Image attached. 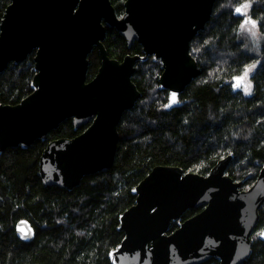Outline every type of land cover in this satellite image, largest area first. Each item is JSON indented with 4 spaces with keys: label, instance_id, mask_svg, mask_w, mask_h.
I'll return each mask as SVG.
<instances>
[{
    "label": "water",
    "instance_id": "water-1",
    "mask_svg": "<svg viewBox=\"0 0 264 264\" xmlns=\"http://www.w3.org/2000/svg\"><path fill=\"white\" fill-rule=\"evenodd\" d=\"M216 0H124L117 16L110 0H9L0 20V73L33 53L31 92L17 104L0 102V155L46 139L65 119L78 135L47 142L38 160L43 188L72 190L84 177L108 171L118 142L117 125L140 92L131 80L135 63L160 61L158 89L164 108L180 95L200 69L189 43L212 15ZM240 8L241 7H236ZM236 14L243 15L241 9ZM252 23L248 16L243 22ZM114 28L128 47L142 54L121 61L108 57L103 39ZM96 48L100 64L87 80L88 55ZM175 94V99H173ZM232 155L218 160L207 175L156 165L132 189L134 203L118 217L120 242L109 264H242L250 255L253 230L264 208V167L247 189L225 173ZM200 210L168 232L188 209ZM22 241L34 238L27 219L15 223ZM258 238L264 241V226Z\"/></svg>",
    "mask_w": 264,
    "mask_h": 264
},
{
    "label": "trees",
    "instance_id": "trees-1",
    "mask_svg": "<svg viewBox=\"0 0 264 264\" xmlns=\"http://www.w3.org/2000/svg\"><path fill=\"white\" fill-rule=\"evenodd\" d=\"M123 2L110 0L117 16L123 14ZM8 3L0 0V20ZM239 6L245 14L235 13ZM245 16L252 24L243 22ZM103 45L108 57L118 61L142 54L137 42L128 47L114 28H106ZM189 53L200 73L181 93L179 106L169 111L164 108L167 92L158 89L160 61L148 57L135 63L131 80L140 98L120 118L108 171L84 177L70 191L42 187L38 160L47 142L84 130H74L71 119L48 132L44 141L2 152L0 264H109V250L123 237L116 229L119 214L134 203L131 189L156 165L207 175L218 160L232 155L225 173L241 182V190L253 184L264 167V0H216L204 30L190 41ZM99 64L93 48L87 80ZM32 75L33 53L18 65L8 64L0 73V102L14 105L27 96ZM199 210H186L168 232ZM22 218L34 229L27 242L14 232ZM263 226L261 207L251 253L242 264H264V241L258 238Z\"/></svg>",
    "mask_w": 264,
    "mask_h": 264
},
{
    "label": "snow or ice",
    "instance_id": "snow-or-ice-1",
    "mask_svg": "<svg viewBox=\"0 0 264 264\" xmlns=\"http://www.w3.org/2000/svg\"><path fill=\"white\" fill-rule=\"evenodd\" d=\"M236 11H237V12H240L241 9H240V8H237ZM253 24H254V22H253ZM173 99H175V94H173Z\"/></svg>",
    "mask_w": 264,
    "mask_h": 264
},
{
    "label": "rangeland",
    "instance_id": "rangeland-1",
    "mask_svg": "<svg viewBox=\"0 0 264 264\" xmlns=\"http://www.w3.org/2000/svg\"><path fill=\"white\" fill-rule=\"evenodd\" d=\"M242 11H243V14H245V7H241ZM248 24H252V23H248Z\"/></svg>",
    "mask_w": 264,
    "mask_h": 264
},
{
    "label": "flooded vegetation",
    "instance_id": "flooded-vegetation-1",
    "mask_svg": "<svg viewBox=\"0 0 264 264\" xmlns=\"http://www.w3.org/2000/svg\"><path fill=\"white\" fill-rule=\"evenodd\" d=\"M84 129H85V126H84ZM78 135V134H77Z\"/></svg>",
    "mask_w": 264,
    "mask_h": 264
}]
</instances>
